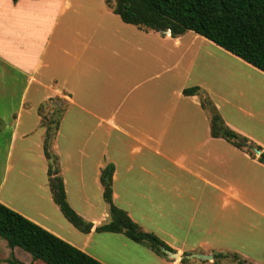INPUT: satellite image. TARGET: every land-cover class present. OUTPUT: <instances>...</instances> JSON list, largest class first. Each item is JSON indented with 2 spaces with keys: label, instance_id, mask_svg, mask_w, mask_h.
<instances>
[{
  "label": "crops",
  "instance_id": "1",
  "mask_svg": "<svg viewBox=\"0 0 264 264\" xmlns=\"http://www.w3.org/2000/svg\"><path fill=\"white\" fill-rule=\"evenodd\" d=\"M203 96L264 152L252 133L264 131V72L215 42L142 30L105 0H0V202L104 264H235L215 257L229 253L264 264V163L211 135ZM50 98L65 100L52 150L86 233L48 186L39 107ZM109 164L113 203L177 257L96 230L109 220ZM10 257L47 264L0 238V264Z\"/></svg>",
  "mask_w": 264,
  "mask_h": 264
},
{
  "label": "trees",
  "instance_id": "2",
  "mask_svg": "<svg viewBox=\"0 0 264 264\" xmlns=\"http://www.w3.org/2000/svg\"><path fill=\"white\" fill-rule=\"evenodd\" d=\"M105 3L125 23L145 31L166 33L169 30L173 37L192 30L264 72V0H105ZM183 92L199 93V88H186ZM54 99L58 103H54L50 115L43 114L45 103ZM45 103L41 104L39 112L42 116L40 125L44 127L43 152L48 161V186L53 201L64 217L75 228L86 233L92 224L69 206L58 173V158L52 150V141L66 106L65 100L50 98ZM201 105L208 112L212 136L225 138L252 156H255L253 148L261 149L232 130L207 96L201 97ZM258 160L264 163L263 151L259 153ZM112 172L113 166L109 164L100 173L109 220L97 226L96 230L123 233L155 253L166 256L164 250H173L155 234L143 231L123 209L113 203ZM0 238L9 248L20 247L30 253L33 260L47 264H104L1 202ZM186 255L182 258L184 262L188 261ZM229 255L236 258L235 264H251L235 253L217 254L215 257ZM7 261L23 264L12 257Z\"/></svg>",
  "mask_w": 264,
  "mask_h": 264
},
{
  "label": "rangeland",
  "instance_id": "3",
  "mask_svg": "<svg viewBox=\"0 0 264 264\" xmlns=\"http://www.w3.org/2000/svg\"><path fill=\"white\" fill-rule=\"evenodd\" d=\"M54 103H58V100L54 99L53 101H49V102L45 103V107H44L43 113L47 114L49 116L50 115L49 112L52 110ZM45 117H47V116H45ZM252 133L257 134L260 138L263 137V139H264V131L263 132L262 131L257 132L256 130H253ZM30 170L31 169L29 168L28 171L31 172ZM225 259H226V261H228L230 263H235L236 262V258H234V257H232L230 255L225 257Z\"/></svg>",
  "mask_w": 264,
  "mask_h": 264
},
{
  "label": "water",
  "instance_id": "4",
  "mask_svg": "<svg viewBox=\"0 0 264 264\" xmlns=\"http://www.w3.org/2000/svg\"><path fill=\"white\" fill-rule=\"evenodd\" d=\"M169 30H166V33H168ZM254 152L256 154L260 153L259 149L253 148ZM169 256L171 257H177L178 254L176 252H171L169 250H164ZM193 256L197 257V258H201V259H212V256L210 254H193Z\"/></svg>",
  "mask_w": 264,
  "mask_h": 264
}]
</instances>
